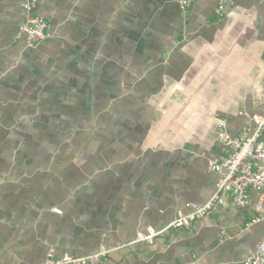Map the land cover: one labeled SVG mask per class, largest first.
<instances>
[{"label":"crops","instance_id":"obj_1","mask_svg":"<svg viewBox=\"0 0 264 264\" xmlns=\"http://www.w3.org/2000/svg\"><path fill=\"white\" fill-rule=\"evenodd\" d=\"M21 0H0V264L112 250L98 264H241L264 221L230 201L152 244L211 196L209 162L264 107V0H37L49 37L26 48ZM59 210V215L52 212ZM118 248V249H117Z\"/></svg>","mask_w":264,"mask_h":264},{"label":"built area","instance_id":"obj_2","mask_svg":"<svg viewBox=\"0 0 264 264\" xmlns=\"http://www.w3.org/2000/svg\"><path fill=\"white\" fill-rule=\"evenodd\" d=\"M196 0H177L182 13L190 8ZM216 14L222 15L225 6L233 0H216ZM37 0H21L23 23L18 29V36L26 48H35L48 37V24L45 19L35 13ZM251 128H245L238 135L230 136L224 129V120H216L215 127L221 142L224 156L208 163V170L216 174V181L210 198L203 204H188L187 213L178 214L163 228L152 227L138 232L135 238L120 246L131 248L145 243L152 244L157 238L169 231L188 228L197 220L206 219L211 213L224 206L229 200L236 208L246 206L250 200V192L255 194V217L247 226L264 221V107L260 113L250 117ZM54 214L61 212L53 209ZM118 249V248H117ZM112 250L100 247L95 253L84 257L63 255L57 257L53 248L49 249L42 264H98ZM241 264H264V241H260L254 251Z\"/></svg>","mask_w":264,"mask_h":264}]
</instances>
